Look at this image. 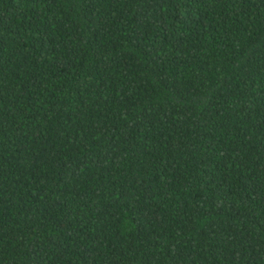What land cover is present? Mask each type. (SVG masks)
Instances as JSON below:
<instances>
[{"label":"trees","instance_id":"16d2710c","mask_svg":"<svg viewBox=\"0 0 264 264\" xmlns=\"http://www.w3.org/2000/svg\"><path fill=\"white\" fill-rule=\"evenodd\" d=\"M0 264H264V0H0Z\"/></svg>","mask_w":264,"mask_h":264}]
</instances>
